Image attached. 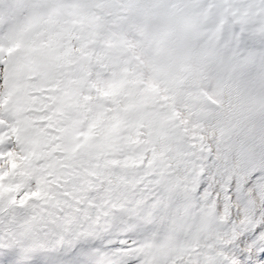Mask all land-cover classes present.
Listing matches in <instances>:
<instances>
[{
	"label": "snow or ice",
	"instance_id": "snow-or-ice-1",
	"mask_svg": "<svg viewBox=\"0 0 264 264\" xmlns=\"http://www.w3.org/2000/svg\"><path fill=\"white\" fill-rule=\"evenodd\" d=\"M0 264H264V0H0Z\"/></svg>",
	"mask_w": 264,
	"mask_h": 264
}]
</instances>
